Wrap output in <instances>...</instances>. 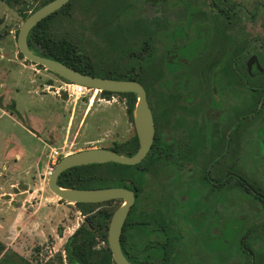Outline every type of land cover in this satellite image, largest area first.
Returning <instances> with one entry per match:
<instances>
[{
	"label": "flooded vegetation",
	"instance_id": "flooded-vegetation-1",
	"mask_svg": "<svg viewBox=\"0 0 264 264\" xmlns=\"http://www.w3.org/2000/svg\"><path fill=\"white\" fill-rule=\"evenodd\" d=\"M79 1L68 21L75 8L84 21L65 37L100 71H132L154 123L145 156L110 186L133 193L130 262L264 264V0Z\"/></svg>",
	"mask_w": 264,
	"mask_h": 264
},
{
	"label": "rangeland",
	"instance_id": "rangeland-1",
	"mask_svg": "<svg viewBox=\"0 0 264 264\" xmlns=\"http://www.w3.org/2000/svg\"><path fill=\"white\" fill-rule=\"evenodd\" d=\"M73 16L72 20L60 23L54 32L72 26L79 30L84 21L82 9L75 8ZM22 22L17 8L0 0V102L11 113L10 116L0 112V167L4 163L8 165L5 178L17 182L16 192L23 183L30 191L35 190L34 196H29L28 191L19 198L15 196V199H24L14 200L11 212L2 211L0 203V240L6 248L26 259L42 262L62 249L65 240L83 220L73 203L61 201L48 189L47 173L54 167L50 158L58 155V161L78 147L109 146L113 141H125L132 136L133 128L125 98L116 94L105 97L101 92L80 122L90 94L77 100L68 98L58 88L64 82L62 79L20 58L16 31ZM86 24L87 21L83 23ZM87 37L88 47L94 48L98 39L91 32ZM70 112L74 113V124L68 130V139L64 140ZM90 140L93 141L87 143ZM15 152L21 158L16 159ZM2 186L8 189L9 183ZM4 264H11V259Z\"/></svg>",
	"mask_w": 264,
	"mask_h": 264
},
{
	"label": "trees",
	"instance_id": "trees-1",
	"mask_svg": "<svg viewBox=\"0 0 264 264\" xmlns=\"http://www.w3.org/2000/svg\"><path fill=\"white\" fill-rule=\"evenodd\" d=\"M8 5L14 6L22 14L23 20L33 11L48 3L51 0H2ZM74 0H69L60 9L43 18L28 33L27 43L29 48L36 54L60 61L87 75L137 80L132 77V71L107 72L97 69L96 64L90 56L85 55L81 48L73 41L65 37L64 30L54 32L62 22L70 19ZM96 0H80V6L86 2ZM18 30L16 31L17 38ZM20 58H23L18 51ZM36 66L44 68L41 65ZM58 76V75H57ZM63 81L64 78L58 76ZM102 94L109 97L113 94L124 97L127 101L129 114L136 101V95L131 92H110L102 91ZM134 148L132 149V137L116 142L113 147L108 148L118 154L132 155L138 148L136 135L133 137ZM104 167V178L100 177V169ZM130 165L116 162L93 163L73 166L64 170L57 179L58 184L63 187L92 188L93 184H100V187L120 186L130 175ZM63 201L62 199H60ZM114 204L108 202H76L74 205L82 214L83 220L78 224L73 233L65 240L62 249L56 251L45 261L26 259L16 251L6 248L0 240V264L11 259V264H115L107 242V231L113 211L119 206L120 199ZM128 218L123 225L120 245L121 249L129 260L128 256ZM38 250V249H36ZM130 261V260H129Z\"/></svg>",
	"mask_w": 264,
	"mask_h": 264
},
{
	"label": "water",
	"instance_id": "water-1",
	"mask_svg": "<svg viewBox=\"0 0 264 264\" xmlns=\"http://www.w3.org/2000/svg\"><path fill=\"white\" fill-rule=\"evenodd\" d=\"M69 0H51L31 12L18 29L16 43L24 61L41 65L45 69L73 83L89 88L110 92H131L137 97L133 109V121L139 140V148L133 155L118 154L105 148H85L61 157L47 180L48 189L59 199L68 203L102 202L110 199H122V203L114 210L107 231L108 247L115 264H132L123 254L120 246L122 227L129 208L133 202V193L124 187L75 188L58 184V176L66 169L90 163L116 162L132 165L139 162L149 150L154 136V123L150 107L146 99V91L141 83L135 80L112 79L82 73L57 60L44 57L33 52L27 43L29 31L43 18L60 9Z\"/></svg>",
	"mask_w": 264,
	"mask_h": 264
},
{
	"label": "crops",
	"instance_id": "crops-1",
	"mask_svg": "<svg viewBox=\"0 0 264 264\" xmlns=\"http://www.w3.org/2000/svg\"><path fill=\"white\" fill-rule=\"evenodd\" d=\"M92 103H93V100L88 101L87 106H86V109L84 110V113L82 114V116L80 118V122H81L84 114L86 113V111L88 110V108L90 107V105ZM0 112L5 113L7 115L9 114L11 116V113L8 112V108L5 106V103H3V102H0ZM73 124H74V113L73 112L72 113L70 112L69 118H68L67 124H66V131H65L66 133L64 135V138H65L64 140H67L68 139V137H67V135L69 136L68 130L73 126ZM82 148H84V147H78L74 151H78V150H80ZM5 155H7V154H5ZM14 155H15L16 159L21 158V155L18 152H15ZM5 164L6 163L2 164V166L0 167V203L2 205V208H1L2 211H9V212H11V210H13V208H14V207L11 206V203L14 200H21L22 201V199H24V198H22V199L21 198L20 199H15L14 198L15 196H17V198H19V195L20 194H22L24 192H27V191L29 193V196H34L35 190L30 191V189L28 187H26L27 185L23 183L22 185H20L21 189L19 190V192H16L15 190L17 188L16 187L17 182L13 181L12 179L5 178V176H6L5 175V171L8 169V165L7 164L5 165ZM33 180H34V178H33ZM3 183H9L8 189H5L2 186ZM12 189H13V191H12ZM16 208H18V206H16Z\"/></svg>",
	"mask_w": 264,
	"mask_h": 264
},
{
	"label": "built area",
	"instance_id": "built-area-1",
	"mask_svg": "<svg viewBox=\"0 0 264 264\" xmlns=\"http://www.w3.org/2000/svg\"><path fill=\"white\" fill-rule=\"evenodd\" d=\"M58 88H60L61 90L65 91V93L67 94L68 98H74L73 100H77L79 97L81 96H85V95H89L88 96V101L93 100L96 98L97 94L99 92H101L99 89H95V88H89L86 87L82 84L79 83H73V82H69V81H64ZM102 100L108 101L104 98H102ZM57 156H53L52 158H50V163L51 165H54L57 163ZM53 168H51V171H49L47 174L50 175L52 172Z\"/></svg>",
	"mask_w": 264,
	"mask_h": 264
}]
</instances>
